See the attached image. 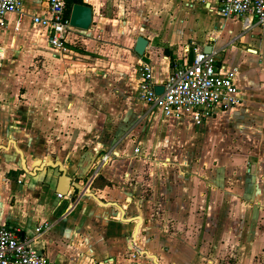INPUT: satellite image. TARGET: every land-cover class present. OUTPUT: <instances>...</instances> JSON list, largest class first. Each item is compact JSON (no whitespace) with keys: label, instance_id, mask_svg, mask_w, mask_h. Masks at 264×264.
I'll return each mask as SVG.
<instances>
[{"label":"crops","instance_id":"1","mask_svg":"<svg viewBox=\"0 0 264 264\" xmlns=\"http://www.w3.org/2000/svg\"><path fill=\"white\" fill-rule=\"evenodd\" d=\"M83 3L92 23L62 49L31 21L46 0L6 16L0 225L31 238L50 223L32 246L59 264H154L141 250L158 264H264V29L221 16L218 0ZM138 36L156 82L194 47L218 50L242 101L201 123L149 109L137 97ZM36 158L60 160L82 190L58 197L66 183L57 168L34 171ZM142 159L149 176L157 159L172 165L153 186L138 174Z\"/></svg>","mask_w":264,"mask_h":264},{"label":"built area","instance_id":"2","mask_svg":"<svg viewBox=\"0 0 264 264\" xmlns=\"http://www.w3.org/2000/svg\"><path fill=\"white\" fill-rule=\"evenodd\" d=\"M219 13L225 18L241 20L244 29L264 28V0H218ZM45 14H32L31 21L49 32L48 42L57 49L64 48L73 40L78 29L69 23L66 15V0H46ZM23 0H0V33L7 26L6 16L21 14ZM191 62L174 63L169 76L156 82L152 77L149 60L140 55L136 63L137 97L149 109L157 108L165 116L190 115L196 123L219 111L233 108L242 101L239 87L231 72L226 71L218 50L204 51L194 47ZM3 53L0 47V69ZM162 85L157 94L155 85ZM104 155L101 164L106 162ZM62 197L61 193L57 194ZM50 223L44 222L35 228L34 237H25L15 226L0 225V264H59L40 255L32 241L47 230Z\"/></svg>","mask_w":264,"mask_h":264},{"label":"water","instance_id":"3","mask_svg":"<svg viewBox=\"0 0 264 264\" xmlns=\"http://www.w3.org/2000/svg\"><path fill=\"white\" fill-rule=\"evenodd\" d=\"M92 17H93V11H92L91 6H89L85 3H73L72 4V6L70 8V12H69V23L72 27L79 29V30H87V29H89V27L92 23ZM146 46H147V40L142 36H138L136 39L135 45H134L135 53L138 55H143L145 52ZM209 50H210L209 46H208V48L204 49V51H206V52H209ZM154 89H155V92L157 94H159L162 92L163 86L156 84L154 86ZM11 142H12L15 150L19 153L21 161H22V165L26 169L25 157L23 155L22 150H20L16 146L14 140H11ZM0 147L7 148V146H3V145H1ZM44 166L57 168L58 169L57 179L60 181V184L63 181L66 183V187L63 188L62 190H60L58 187L57 192H59V190H60L62 195H66L68 193L70 187L73 189H77L78 191L82 190V188H83L82 185H80L78 183L75 184L72 182L71 177L67 175L66 168L60 160H54L53 158H48L47 160L42 161L40 158H36L32 164V168L34 169V171L42 169ZM88 195L93 196L94 198L98 199L92 192L88 193ZM109 203L116 205L122 211V208L119 205H117L116 203H112V202H109ZM135 218L139 222L142 220L141 216H139V215L136 216ZM137 227H138V223L136 224V229H135V233L133 234V238H135V234L137 233ZM141 254L147 255L148 257L152 258L154 264H158L156 255L150 254L146 250H141Z\"/></svg>","mask_w":264,"mask_h":264},{"label":"rangeland","instance_id":"4","mask_svg":"<svg viewBox=\"0 0 264 264\" xmlns=\"http://www.w3.org/2000/svg\"><path fill=\"white\" fill-rule=\"evenodd\" d=\"M261 28V27H260ZM264 29V28H262ZM77 38V37H76ZM79 38V37H78ZM77 39H74L73 40V43L72 44H78L76 41ZM24 100H28L29 102L31 101L29 98L25 97ZM185 116H189V115H185ZM192 118V117H191ZM140 157V156H139ZM163 159H157L156 161H154L152 164H151V168H152V174L151 176H149L148 173H145L146 171L149 170L148 168V165L147 164H150L149 161L145 160V159H142V160H139V161H136L138 162L137 166L139 167V171H138V174L141 176L142 179L146 178V177H151L152 179V182H153V186L157 185L159 182H161V172L163 170V168L165 167H170L172 165V163L170 162H163ZM178 168V167H177ZM182 170V169H181ZM169 174H171V177H175L178 172L176 173V167L175 169L172 168L170 169L169 171ZM136 252V251H135Z\"/></svg>","mask_w":264,"mask_h":264},{"label":"trees","instance_id":"5","mask_svg":"<svg viewBox=\"0 0 264 264\" xmlns=\"http://www.w3.org/2000/svg\"><path fill=\"white\" fill-rule=\"evenodd\" d=\"M73 3H83V0H66V15H69Z\"/></svg>","mask_w":264,"mask_h":264},{"label":"bare ground","instance_id":"6","mask_svg":"<svg viewBox=\"0 0 264 264\" xmlns=\"http://www.w3.org/2000/svg\"><path fill=\"white\" fill-rule=\"evenodd\" d=\"M36 164V163H35Z\"/></svg>","mask_w":264,"mask_h":264}]
</instances>
